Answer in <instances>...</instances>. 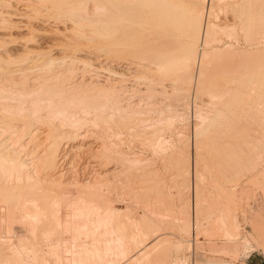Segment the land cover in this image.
Here are the masks:
<instances>
[{
    "label": "rangeland",
    "instance_id": "obj_1",
    "mask_svg": "<svg viewBox=\"0 0 264 264\" xmlns=\"http://www.w3.org/2000/svg\"><path fill=\"white\" fill-rule=\"evenodd\" d=\"M34 1H37V2H34ZM80 1L82 2V0H63V1L62 0H32L31 2L32 3L34 2L33 5H35L36 9L40 8L39 10L43 9L45 11L48 9L47 10L48 12L46 11L47 13H43V16L41 15L42 18L41 17L38 18L39 14L38 15H34L33 14L32 15L33 18L30 20V23L32 25L34 24L33 26H34L35 29L39 26L37 28V31H39V28H41V29H43V28L46 29L47 28V32L50 33L48 30H49V28L51 26L47 24L48 21H46V19H51L50 16H54V17L56 16L55 18H58V19H56V20L52 19V20L55 23L59 22L58 23V24H60L59 27L62 29V31L64 30L66 32L63 31V33H61L59 35L57 34L53 38H56V36H57V39H59V40L67 39L68 42H70V40H72L73 43H77V40L79 41V38H80L81 41H79V42L82 43V41H83V43H85L88 46H92V44L96 45L95 42L101 44L100 42L102 41L103 37L101 38V36H99L97 34H96V36H97L96 37L94 35L93 30H96L97 32H100V33H103V31H104L103 23H104L106 17H104L105 13H103V12L105 11V9L101 8V9H103V12H102V10H100V12H99L96 9H100L101 4H103V3L105 4V2L107 0H105V1L100 0L101 2L99 0H92L93 2L92 1L88 2V0H84L86 2L85 3L82 2L83 3L82 6L87 8V11H86V9H84V11H83L82 8H84V7L80 8L81 7ZM96 1H98V2H96ZM182 1H183L182 4H184V5H187V4L189 5V4L195 2L197 7H198V9L205 10V15H204V18H203L204 26L206 25L205 22L212 23V24H214V26H217V27H214V26L213 27L216 28L214 30H215V33L218 34V36L215 34V37H213L211 40H209L208 43H204V42L202 43V41L204 40V38H203L204 35H202L201 39L202 38L203 39L198 43L197 48H196L197 49L196 50V55L198 56V62L201 59V56L203 55L202 53H204L203 50L204 51L206 50V52H208L209 49L211 48L210 50H212V51H209L210 52V54H209L210 56L212 55V52H215V51L220 53V54L222 53V57H224L222 59L223 60L222 62H225L224 65L226 63H230V64H228V66L233 68V66H231V65L235 64L234 66H238V67L234 68V71H232L231 69H229L230 67H228L226 65V67H224L222 70H224L225 68L227 70L225 69V72L224 71H220L219 72V70H221V69L218 70L217 67H216L218 61H215L214 58L211 59V57L209 56L211 61H209L210 60L209 59L208 62L211 63L212 60H213V61H215V64L212 62V64L210 65L208 62H206L207 59L204 60L203 62H206V65L208 63L209 66L208 65L206 66L205 63L202 66L200 65V62H199V64L197 63L194 66L193 72L194 71L195 72L192 74V76H193L192 78L193 79H192V81L190 83L189 82H184L183 80L178 79L176 84L179 83L177 86L180 87V88L182 87V90H179V91L178 90L177 91L176 90H167V91L164 90V93H163L162 92L163 90L161 91V90L158 89L159 91H161L163 93L162 94V93L159 92L161 95H158L159 94V93H157L158 90H154V92H152L153 90H147L146 87H144L147 84H146V82L143 79H140L142 82L144 81L143 84H142L141 81H139V78H141V76H143L142 73H144V72L147 73L148 72V70L146 69L145 65H144L145 66L144 69H142L141 71L140 70L136 71L137 73L134 70L131 71L128 68H122L123 71L124 70L126 71V72L125 71L123 72L124 73L123 75H122V69L118 68L117 70H118L119 74L121 73L120 75H122L123 77L125 75V79L127 78L126 81L119 74L118 75L116 74L117 76L114 74L116 77L113 76L114 78H112V76H111V80H110L109 79L110 77L108 78V76H107L108 73H104L103 71L100 73V76H98V78L96 77L97 75H95V76L86 75L85 78L87 80L91 79V78H87V77L91 76V77H93V79L95 78L94 81L96 83H100V82L103 83L101 85H104V84L108 85L109 82L107 84H106V82L109 79V81H113L114 80L113 82H117L118 84H116V85L119 86V89H121V86H123L121 90H123V91L125 90V91L123 92L124 94L121 93L122 91H120V94L122 95V96L120 95V97H123L125 94L127 96L125 95V98L124 97L120 98V106H122V110H123L122 113L123 114L129 113L127 115H129V117H130V114H131L132 116L130 117V120H129V118H126L120 124H116L115 126L114 125H112V126L109 125V126H111V128H109L110 133H109V131H107L108 129L106 130V128H108V125H107V127L105 125H103V126L102 125H98L99 127L98 126H92V125L90 126V125H88L89 126V127H87L88 129H86L87 125L84 126L85 128L84 127L83 128L85 129V131L83 133H85L87 135L86 139L85 140L84 139H79L77 141L78 143L77 142H72V146L75 145L76 148H78V149L74 148L76 151L79 150V147H81L80 146V142H81V144L83 143L82 145H84L86 147L83 148L85 150L80 149L79 152L73 151L74 149L72 150V152H70V156L71 157L69 156L68 162L71 161L70 160V158H71V159H73L72 160L73 163L71 161V162H69L70 164L68 163L69 165L68 164L66 165L67 173L69 171L67 179L73 180L74 176H76V174H78V175L80 174L79 176L77 175L76 177L77 178L79 177L81 179L88 178V177L89 178H93V177H97L96 174L98 175L100 172H102L103 167H102V163H101V158L96 155L95 151L100 147L99 145H102V142H103V140L105 138H106V140L110 139L109 135L111 134L110 135L111 136L110 140H112L113 142H115V143H117L119 145L121 151H123V153L125 155V158H126V160H124V163H123L122 160L120 161V162H122L121 164H123V165L125 164L124 166L126 167L125 169L123 168V174H124L125 177L123 175H121V177L123 176L122 180H124V182H125V180H127V176L129 177V179H128V181H126L127 182L126 184L125 183L123 184L121 182L122 183L121 184L122 187H121V185L119 186V184L118 185L117 184L111 185L109 188L108 187H103V188L99 187L100 185L98 186V184L95 185V187L96 186L98 187V188L96 187V189H98L99 192L101 191V192L104 193V194L103 193L102 194L104 195V197H106V199H107V201L109 203L106 200H105L106 202H103L100 199H95L96 198L95 197L92 201L89 200V202H83L80 205L83 208V212L85 213V216L87 215L86 217H84L85 220H87L88 222L90 221L89 223L91 224L89 226V223L86 222V224L88 223V226H89V227H87L88 231L86 229L87 232H89V230H90V232H92V230L94 232V230H95L94 228H96L97 224H98V222H97V219H98L97 217L98 216H96L97 219H94L95 218L94 215H92L94 217H91V216L89 217L88 215L89 214H95V213H98V212H100L102 214L104 209H101V208H103L106 205L105 207H108L109 209H110V207L111 208L114 207L116 210H119L120 212H125L126 211L128 213L129 217L128 216L127 217L129 219L128 218L126 219V217L125 218L123 217L124 219H121V220H123V223H126V224H128L130 226L128 228V231H126V232L122 231L121 232L122 233L121 234L122 235L121 238L117 237L118 239H120L119 242L124 241V243H125V240H127L126 243H125L127 245V242L130 243V241L135 240L134 243H136L137 238H139V237L140 238L138 239V241L139 240L143 241V238L144 237L146 238V236L143 235V233L141 235L140 231L142 230L141 228H145V226L148 227L149 234L153 233L151 235L148 234L149 235V236H147L148 239L145 240V242H142V244L138 243V244L134 245L133 248H131L133 250L130 249L131 251H129V253L127 254L126 259L128 260V262H124V261H126V259H124L122 262H124L126 264L127 263L128 264H138L137 260L138 259L140 260V259H143V258H145V261H146L147 260L146 257L148 255L147 252H149L148 250H150L151 247L157 243V240H158V242L160 240V242L161 241L162 242L165 241V242L162 243V246L164 248H168V250H169V252H168L170 254L169 255V258H170L169 264H264V241H263L264 240L263 239L264 238V165H263L264 164V162H263L264 159L262 160L261 164L254 165V166H252V164H251V160H253L252 158H254L255 150H256L255 149L252 152V148L254 149L256 146H258L257 144H259V146L264 145V138L262 136V134L264 135V132H263L264 129H261L264 126V125H261V123L264 124V117H263V115H264V109H263L264 108L263 107L264 104L261 105L263 108H261V106L259 107V105L261 104L262 101L264 103V94H263L264 93L263 92L264 91V89H263L264 88V85H263L264 83H262V82H264V80H263L264 79V74H263L264 73V70H263L264 66H262L263 67L262 68V67H260L261 65L260 66L256 65V63L260 62L258 60L261 59L260 57H262V56L259 57V55H262V53L258 54V55L256 53H251V52L254 51V49L258 48L259 46H261L260 47L261 49L264 48V42H262V40L264 39V34H263L264 33V31H263L264 30V26L261 27V25L264 24V19H263L264 18V14L262 13V16H261L263 20H260V21H262V22H260V21L257 22L258 20H255L256 17H257V14H255V13H257V4H258L259 0L258 1L257 0L256 1L255 0H253V1L249 0V2H248V0H227V3H226V0H225V2L224 1H220V2H218V4H216L218 0L217 1L215 0V2H214V0H204L205 2H203V0H188V1L187 0L186 1L182 0ZM228 1H230V2H228ZM243 1L245 2V4H243ZM209 2H211V3H209ZM251 2L253 3L252 5H251ZM93 3L95 4V7H94L95 9L93 8V5H94ZM203 3L205 5V7H204V5L202 6ZM219 3L221 5H223L224 7L223 6H219L220 5ZM237 3L240 4L241 6H239V5L237 6ZM261 3H264V0ZM65 4L68 7V11L66 10L67 7H65ZM242 4L244 5V8H243ZM247 4H248V6H247ZM52 5H54V7ZM78 6H80V7H78ZM207 6H210V7L206 9ZM234 6H236V7H234ZM263 6H264V4H262V7ZM77 7H78L79 10L77 9ZM202 7H204V8H202ZM225 7H228V8H225ZM246 7H248L249 9H247ZM18 8L19 9L22 8L21 7V3L18 4ZM53 8H54V10H53ZM224 8L226 9V11H229V12H225ZM240 8L242 10L244 9L242 11V14H240L241 13L240 12L241 11ZM58 9L61 10V11H59ZM65 10L68 12V14H67V12ZM71 10H73V14H72ZM212 10H214V13L216 12L217 15L221 12L219 14L220 17L218 15L217 18H216V14L214 15ZM218 10H219V12H218ZM254 10L256 11L255 13H253ZM262 10H264V8ZM63 11H65L64 12V13H66L65 15L62 13ZM85 11L89 12V13L88 14L84 13ZM207 11L208 12L210 11L213 15L211 14V16H208ZM246 11H248V12L246 13ZM76 12H82V13H84L85 16L82 13H76ZM97 12H99L98 13L99 15H101L102 13L104 15L103 14H102V16L94 15V13L97 14ZM222 12H225V13H222ZM34 13L36 14V12H34ZM60 13H62L63 15L60 14ZM70 14L72 15V19H70L71 18ZM76 14H78V15L74 16ZM246 14H248L247 16L249 18H245V17H247ZM58 15H60V16H58ZM66 15H67V17H68V15H70V17L67 18ZM88 15H89L90 18L92 17L91 20L88 17ZM206 15L209 17V19L207 17L208 20H206ZM226 15H228V16L225 17ZM253 15H255L254 16V20H255L254 24L257 25V23H261L260 24V28H257L258 26L255 27L256 25H253V27H255V28H251L250 27V23H248L250 21L247 20L248 22H246V19H250V17L253 20V18H252ZM63 16H65V17H63ZM82 16H84V17H82ZM73 17L74 18L77 17L76 20L77 19L80 20V18L83 19V20H80V21L77 20L76 21L75 19H73ZM85 17H86V20H85ZM98 17H99V19H98ZM101 17H104V18L101 19ZM237 17H239V19H242V17H243V19H245V20L242 19V21L243 22L245 21L246 22L245 25H247V26L249 24V27L246 28V26H245L244 28H242V26H243L242 23L243 22L241 20L237 19ZM66 19H68V20H66ZM97 19L99 20L100 24H99ZM226 19L228 20V22H227ZM229 19H230V21H229ZM63 20H65V22ZM225 20H226V23H224ZM70 21H72V22H70ZM240 21L242 22L241 23L242 25L241 24L239 25ZM68 22H70V23H68ZM229 22H230V24H228ZM50 23L52 25V22H50ZM62 23H64L63 24L64 27H63ZM41 24H42V26L45 25V27L42 28ZM75 24H76V26H75ZM79 25H80V27H79ZM237 25H238V27H237ZM65 26H67V27H65ZM72 26H74V27H72ZM218 26L220 28H218ZM227 26H228V30H230V32L227 30V32L223 31V33H220V31H221L220 29L223 30V29H225V27L227 29ZM233 26L236 27V30H235L236 33L235 32L233 33V30H234ZM221 27H223V28H221ZM231 27H232V30H231ZM67 28H70L73 31L77 30L76 31L77 33L73 32V31H71L69 29L67 30ZM180 28L181 27L176 28V30L178 31L176 33L177 34V36H176L177 40L174 38L175 41L173 43V47L177 48V49L180 48L182 42L184 41L183 40L184 37L180 36V33H182V32H179L181 29L183 30V27L181 29ZM256 28H257V30L258 29L261 30V28H262L263 30H261V31H263V32H260L258 30V33H257ZM61 29H60V31H61ZM100 29L102 30V32H101ZM129 29H128V31H129ZM131 29L127 33L126 40H128L129 37L131 38V39L129 38L130 40L128 41L129 45H130V42H131V46L136 45V47L133 46V48L135 50L137 49L136 52H137V55L139 56L138 58L139 59H143L142 62L145 63V61H146V63H147L148 62L147 58L149 57L147 54H149V53L146 50L148 48V45H149L150 49L152 48L150 43H152V44L154 43L153 40L157 37L156 31H155V29L148 28L149 30L150 29H152V30L150 31V35H147V34H149V30L148 29H145L143 31H140V29H139V31L141 33L139 32L138 34H137V31H136L137 28H135L136 32L134 31V29L131 32ZM246 29L250 30V34H249V31L246 30ZM5 30H7V31H5ZM5 30H3V31L0 30V35H6V37L9 38V39L5 40V42H4V43H6L5 45H8L7 42L10 41V43H11V40H14V39L17 41L18 45L16 44L15 47H11V45H8L6 48H4V46H5L4 45L3 49L2 50L0 49V53H1L2 61H3V62L0 61V63H5L6 60H4V58L5 59L7 58V61L10 59V63L8 65L11 64L9 67L7 66V68L11 70L7 74V76H10V77H9V79L7 81H6V79L4 80L3 78H0V83H1L0 86L2 84H4L5 82L9 83L8 81L11 79V82L13 83V84H11V88L12 89L17 88L15 86L17 84L16 82H18V81H16V78L18 77L17 74L18 73L20 74V72H21L22 74L21 75L18 74L19 75V77H18L19 79H17V80L20 81V83L24 82L22 80L25 79V82L27 80L29 81L28 89H30L32 87L34 88L35 86L38 88V86H39L38 84H41V83H31L34 80V77H31L32 76L31 72H33V75H36V72L38 74L39 73L43 74V72H45V67H43L41 65L44 68L43 69L42 67H40V65H37L39 67V69L36 66L37 69L34 67L35 69L31 68L32 69V71H31L30 68L29 69L27 68V70H26L25 65L21 66V64H23L22 63V60H23L22 57H24V52L26 54L28 53V50L26 51L25 49L30 48V46H32L31 50L34 49V48L36 49L37 45L36 44H30V43L28 45L25 42V39L23 38V36L26 35L25 34L26 32H22L20 35H22V34L23 35L19 36L20 32H18L17 30L10 29V28L5 29ZM9 30H12V31L9 32ZM83 30H84V32H83ZM98 30H100V31H98ZM218 30H220V31H218ZM245 30H246V33H248V34L245 33ZM252 30H256V31L254 32ZM34 31L37 32L36 30H34ZM154 31H155V33H151V32H154ZM71 32H73V33H71ZM133 32H135L137 36H134L135 34L133 35ZM231 32H232V35L234 34L236 36L235 40L233 38L234 35L232 37L231 34H230V37H228L229 33H231ZM259 32H260V34H259ZM78 33H80V34L78 35ZM144 33H145V35H144ZM261 33H262V35H261ZM13 34H14L15 37H13ZM64 34L66 36H68V37H66ZM128 34L132 35V37L130 35H128ZM153 34H154V36L151 37ZM183 34H184V32H183ZM183 34H181V35H183ZM84 35H86V36H84ZM138 35H140V38H139ZM245 35H248V36H245ZM39 36H38V38L39 39L41 38L40 40L44 39L43 40L44 42L46 40L45 43L44 42L40 43L41 44L40 48L41 49H42V47H43V49L48 48L46 46V44L48 46L51 45L50 42H49L51 38L50 37H46V36H40V37ZM91 36H92V38H91ZM93 36H95V38H93ZM142 36H143V38H142ZM219 36H220V41H222L221 44H220V41L217 39V37L219 38ZM137 37H138V41H137L138 43H136V41H135V40H137ZM179 37H181V38H179ZM182 37H183V39H182ZM245 37H247V40L245 39ZM261 37H263V39ZM62 38H64V39H62ZM151 38H153V40ZM93 39H96V40H93ZM132 39L133 40L135 39L134 42H133ZM146 39H149V41L146 40ZM258 39L261 42L258 43L257 42ZM47 40H49V41H47ZM91 40H92V43H91ZM98 40H100V41L98 42ZM145 40H146V42H145ZM180 40H182V41H180ZM217 40L219 41V43L217 42ZM72 41H71V43H72ZM140 41H141V43H140ZM142 41L145 42L146 46H145L144 42L142 43ZM147 41H148V44H147ZM22 42H24L25 44L22 43ZM175 42H176V44H175ZM132 43H134V44L132 45ZM201 43L204 44L203 45L204 47H202ZM230 43H233V44H235L237 46L234 45L235 46L234 47L233 44H230ZM26 44L29 47L28 46H26L27 48L24 47ZM177 44H179V45H177ZM228 44H229V46H228ZM251 44H253V45H251ZM258 44H259V46L257 47L256 45H258ZM230 45H232V47H234L237 50L240 48L239 50H241V51H242V49H243V51L248 49V51H247L248 53H245V52L244 53H245V56L253 55L252 59H249V57H245V59L247 58L246 61L249 59L248 60V64H250V66H248V64H243L244 63V61H243V63L241 62V69L239 68L240 67V63H238V62L242 61V59L244 58L243 56H241L242 57V59H241V57L239 56L240 54L234 55L235 56L234 58H238L237 56H239V58H240V59L238 58V60H240V61H237V59H235L238 64L237 63H233V62H235V60H233L234 59L233 56L231 57L230 55L235 54L236 51H235L234 48L230 47ZM137 46L138 47L141 46V47L138 48ZM220 46L221 47L223 46L222 49H221ZM224 47L226 48L227 54L225 52H223V51H225ZM227 47L228 48L230 47L235 52L233 53V51L231 49H228ZM205 48H208V49H205ZM4 49H6V50H4ZM22 49L25 50V51H23ZM251 49H252V51H251ZM21 50H22V52H20V54H19L18 51H21ZM63 50H65V49H63ZM141 50L143 51L142 52L143 54H140ZM228 50H229V52L230 51L232 52L229 55H228V53H229ZM1 51H3V52H1ZM7 51H12V52L14 51V53L17 51L18 52L17 53L18 56L16 54L12 53V52L9 53ZM88 51H90V50H88ZM144 51H145L146 55H145ZM263 51H264V49H263ZM177 52H178V50H177ZM2 53L5 54L4 57H3ZM7 53L9 54L10 58H9V56L6 57ZM90 53H92V51H90ZM134 53H135V51H134ZM218 53H217V55H219ZM236 53H238V52H236ZM70 54L71 53H69L68 55H70ZM200 54H201V56H200ZM140 55H143V56H140ZM217 55H215V56H217ZM11 56L13 57L14 63H15V61L16 62H20V63L12 64L13 61L11 62V60H12ZM30 56H33V54H30ZM72 56H77V55L75 53H72ZM227 56H228V58H227ZM18 57L21 60H17ZM212 57H213V55H212ZM229 57H231V59L233 61H231V59L229 60ZM263 58H262L263 63H261V64H264V59ZM144 59H146V60H144ZM224 59H225V61H224ZM231 62H232V64H231ZM65 63H67V62H65ZM65 63H64L65 68L68 67L69 69L68 68H66V69L64 68L62 72L67 73L69 75V78H70V75H71L70 73L71 72H65V70L69 71L71 65L70 66L69 65L66 66L67 64H65ZM56 64L59 66V70L61 68L60 66H63V63L60 65V63L58 64V62H56V63H54L52 65V68H53L52 71L54 70L53 72H55V74L59 73V74H57V76L59 75L58 77H59L60 80L64 79V77H65V81H66L67 80L66 77L68 75L66 74V76H65V74L64 75L61 74L62 72L56 69V66H57ZM78 64L76 65V68L74 67L75 68L74 69L75 70V74L71 75L72 76L71 79L72 78H75V79H72V80L68 79L66 82L61 80L64 85H66V83H67L66 87L68 86L69 83H71V81L74 82V81H77L78 79H79L78 81H80L81 69L78 70L77 67L82 68V66H80V64L78 66ZM253 64H255L257 67L255 65H253ZM12 65H14V66L17 65V66H15V67L13 66V69H12V67H11ZM54 65H56V66H54ZM243 65H244V67H243ZM58 66H57V68H58ZM212 66L214 68L216 67L217 70L215 71V69ZM20 67L22 69L20 70V72L16 73L17 71H19L18 68H20ZM210 67H212V69H214L213 72H215V73L208 72L209 69L212 71V69ZM255 67H256V71L259 70V71H257V73H256L255 70H254L255 72L252 70ZM15 68H17V69L14 70ZM71 68H72V66H71ZM202 68L203 69L205 68L204 72L207 69L208 74L210 73L212 76L210 74L208 75L205 72L202 75L203 77H200V78L201 79L202 78L203 79L206 78V79L205 80H203V79L199 80V73H200V70H202ZM243 68H245V69H243ZM258 68H261V69H258ZM55 69L57 71H59V72L55 71ZM246 69L247 70L251 69L253 71V72L250 71L251 74L254 73L252 75H254L255 77L258 76V77H256L254 79L251 76L250 72H249L250 76L248 78L249 80L248 79L247 80L250 81V83L249 82L248 83L250 84L251 87H253L254 90L251 89V87L248 86V83H246L247 82L246 81V76L248 74ZM28 70L30 71V74H29ZM40 70H44V71H40ZM61 70H62V68H61ZM74 70H73V73H74ZM76 70H77V72H76ZM129 70H130V74L132 76L129 75V73H128ZM228 70H230L231 72H234V74H231V72L228 71ZM236 70H239L238 71L239 74L235 73ZM243 70L244 71L246 70L245 71L246 73ZM260 70H261V73H260ZM79 71H80V73H79ZM226 71H228V73L230 72V74H228ZM262 71H263V73H262ZM131 72L133 74L140 75V76H138L137 80L139 82H141V84L136 79H134V77L136 75H133ZM217 72H219L220 75ZM15 73H16V76H15ZM225 73H227L226 74L227 77L225 76ZM23 74H24V78L22 77ZM60 74H61V77H63V78L60 77ZM105 74H106V76H105ZM26 75L28 77L30 75L31 76L28 78ZM196 75H197V77H196ZM119 76H120V80L122 78L124 79V81H123V79L121 80V82H123L122 84H121L120 81H118L119 80ZM238 76H239V78H238ZM25 77H27L28 79L25 78ZM129 77H130V80H129ZM132 78L135 81L138 82V85L140 84V85H143V86L139 85V87H138L137 82H135ZM135 78H137V77H135ZM236 78H237V80H236ZM250 78H251V80H250ZM257 78H259V81L257 80V82H256L258 84L255 83ZM101 79L102 80L105 79V80L102 82ZM1 80H3V81H1ZM211 80L213 82H211ZM68 81H70V82H68ZM244 81H246V82H244ZM251 82L254 83L253 86H252ZM196 83L200 87H202L203 84H204V86L207 89H210L211 91L214 90L215 94L213 93V91H212V93H210L211 92L210 90H209L210 92L208 91L209 93H207V89L206 88H200V87L196 86ZM241 83H243V85H240ZM134 84H136V85L134 86ZM199 84H201L202 86L199 85ZM125 85L129 89H126L124 87ZM188 85L189 86L192 85V87L190 86L191 89H188L189 88ZM245 85H246V87L248 86L247 90H245L246 89ZM254 85H256L255 86L256 89H255ZM130 86H132V87H130ZM183 86H184L185 89H183ZM133 87L136 90H133ZM136 87H138L139 89L136 88ZM195 87H197V88H195ZM220 87H223V88L226 87L227 89L228 88L229 89L228 90L227 89L223 90V88L221 89ZM237 87H238V89L236 90ZM8 88L10 90H12L10 88V86ZM141 88H142V91H141ZM10 90L6 91V88H5L4 91H6L7 94L4 91H3L4 93L0 91L1 92L0 93L1 94L0 95L1 96L0 97V121L1 122L3 120L5 121V122L3 121L2 124H6V122L7 123L10 122L9 124H12V125L15 124V126H17L19 121L16 124V122L13 123V121H15V120L11 119V118H14L16 120L18 119L17 118L18 115L15 114L16 116H14V117L12 116L14 114V112H16V110L18 108L17 106H20V105H22L25 102H27L25 104H29V102H31L30 100H32V98L35 99L36 97H38L40 95L39 93L42 92L43 90H41V91L40 90H37V91L35 90L38 93V95H37V93L34 92V90L32 89L33 93H36V94L34 96L33 95L30 96L32 98L29 97V94L27 95V97L25 96L29 100V102H28V100L25 97H24L23 101H25V99H26V101L25 102L21 101L22 100L21 95H19L21 98L19 96H18L19 98H15V96L12 97L11 95H12L14 90H12V91H10ZM127 90L131 91V92H128ZM143 90H146V92L143 91ZM8 91L11 92L10 93L11 95H9ZM15 91H16V89H15ZM49 91H45L46 94H48ZM70 91H72V90H70ZM70 91H68V92L71 93V94H68V92L66 94L67 95H72L74 93L73 91L72 92H70ZM126 91H127V93H126ZM140 91L142 93H140ZM147 91H149V93ZM155 91H157V92H155ZM238 91L240 92V94H238L239 93ZM18 92H20V91L17 89V94H19ZM181 92H182V94L183 93L185 94L183 96L184 98L181 97V96L178 97L181 94ZM14 93H13V95H15ZM166 93H168L169 95L166 94ZM202 93H203V95H202ZM249 93H250V96H252V97L254 96V97L253 98L249 97V95H248ZM251 93H253V94H251ZM3 94L7 95V96H4ZM128 94H130V96H128ZM142 94H144V95H142ZM258 94L260 95V97H259ZM30 95H31V93H30ZM41 95H42L43 99L46 97L45 93H44V95L43 94H41ZM136 95L137 96L140 95V96H138V98H136L137 97ZM9 96H11V97H9ZM4 97H5V99H4ZM7 97H8V99H7ZM39 97H41V96H39ZM232 97L234 98L233 100H232ZM235 97H237V99L239 101H241V102L237 101V99L235 100ZM128 98L130 100H128ZM143 98H145V99L143 100ZM1 99H4V100H1ZM17 99H19L20 102H23V103H21L19 105L16 104V103H13V102H17V101H14V100H17ZM121 99L124 100V102ZM140 99H141V101H143L144 104L142 102H140ZM195 99H197V100H195ZM261 99H262V101H261ZM7 100H9V101H7ZM10 100H12V101H10ZM137 100H139L138 103H139V106L141 108H139L138 106L135 107V104H137L136 103ZM147 100H149V101H147ZM3 102H4V105L7 104L8 106L13 107V109L15 107V109L14 110L12 109L13 110L12 111L10 107L6 106V108H8V109L10 108L11 112L13 113L12 114L10 112L12 114V115H10V117L7 115V114H10V113H8L10 110L8 111V109L5 110L4 108H2L4 106ZM9 102H12V103H9ZM20 102L18 101V103H20ZM232 102L233 103L236 102V103L233 104ZM121 103H122V105H121ZM125 103L127 105H125ZM130 103H132L133 105L130 104ZM140 103H141V105H140ZM148 103H149V105H148ZM14 104H16V105H14ZM155 104H156L157 107L155 106ZM235 104H236V106H235ZM12 105H14V106H12ZM146 105H148L150 107H146ZM29 106L31 107V105H29ZM126 106H128L126 108L127 110L125 109ZM26 107L28 108V106H26ZM134 108H136V109H134ZM195 108H197V109H195ZM120 109H121V107H120ZM141 109H144V111H142ZM148 109H149V112L147 111ZM255 110H258V112L263 111V112H261L262 117H261V114H257L258 112L256 111L257 112L256 113ZM135 111H136V113H135ZM252 111L254 113H252ZM4 112H5V114H4ZM142 112H143L144 116L142 115ZM41 113H44V112H41ZM145 113L147 115H145ZM257 115H258V117H261V118H258L260 120L256 119ZM4 117H7V119L4 118ZM2 118H3V120H1ZM35 118L36 117H32L31 118L32 122H33V120ZM10 119H11V121H10ZM140 119H142V120L144 119L143 122H141L142 120L140 121ZM251 119L252 120L256 119V122L255 121L251 122L252 121ZM6 120H8V121H6ZM135 120H137V121H135ZM34 121H36V120H34ZM144 121H146L147 123L144 122ZM32 122L30 121V123H32ZM37 122H39V120H37ZM137 122L139 123V125H137ZM239 122H240V124H239ZM248 122H250L249 123V125H251L250 127L247 126ZM254 122H255V124H254ZM55 123L56 124H60L59 122L58 123L55 122ZM43 124L45 126H43ZM52 124L53 123H50L48 125L47 121H45V122L44 121H42V122L40 121V123H38V126H39L38 127V129H39L38 133L39 134L38 133H37L38 135L36 134V138L37 139L35 138V140L30 142L29 144H27L29 139H25V144H27L28 148H29L27 150V152L30 153L29 155H33V154H37V153H38L37 155H41V152L43 150L42 147L45 146L44 141L45 140L47 141V136H48L47 134H48L49 130H51ZM127 124H129V125H127ZM140 124H141V127H140ZM143 124H144L145 127L144 126L142 127ZM259 124H260V126H259ZM255 125L256 126L258 125L259 128H258V126L256 127ZM60 126H63V125H60ZM60 126L58 125V126H55V127L58 130H60V129L62 130V128L65 127V126H63L61 128ZM104 126H105V128H104ZM147 126L149 128H147ZM66 127H65V129L63 128L64 131H66L67 129H68L67 131H69L70 128H71V127H69V128H66ZM92 127H94V128H92ZM112 127H114L115 129L112 128ZM128 127L131 128V129H129ZM48 128H50V129H48ZM83 128H82V130H84ZM139 128L140 129L142 128L141 131H140ZM145 128H147L148 130L145 129ZM197 128L200 129L199 132H201V133L197 132L198 131ZM257 128L259 129L258 130L259 132L257 131V133H256L255 130ZM103 129L106 130V133L108 132V134L105 135V131H103ZM88 130H90L92 132H90ZM129 130L130 131L132 130V131L130 132ZM135 130H136V132H135ZM142 130H144V132H145V134H143V135H141L142 133H144ZM145 130H147V131H145ZM205 130L208 131V132H205ZM238 130H240V131H238ZM248 130H252V132L251 131L249 132L250 135L245 133V132H248ZM260 130H262V132H260ZM233 131L237 132L238 135H237V133H233ZM203 132L205 133V135L203 134ZM239 132H241L242 136H240ZM253 132L256 133V134H253L254 136L251 134ZM40 133H42V134H40ZM92 133H93V135H92ZM148 133H150L149 135H151V136H149ZM212 133H213V135H210ZM113 134H114V136H117V137H115V138L112 137ZM207 134H208V136H207ZM104 136H105V138H103ZM259 136H260V138H259ZM107 137H109V138L107 139ZM157 137H158V139H160L159 137H161L160 141H158ZM233 137L236 138V139H234ZM42 138H43L44 141L42 140ZM101 138H103V139H101ZM148 138H149V141H148ZM256 139L258 141H256ZM115 140H117V142ZM161 140H163L165 143L163 141L161 142ZM244 140H246V142ZM46 141H45V143H46ZM155 141H156V143H155ZM10 143H12V142H10ZM15 143H17V142H15ZM161 143L162 144L164 143L166 146L165 145H164L165 147L162 146ZM247 143H250V144L247 145ZM33 144H34V146H33ZM160 145H161V147H159ZM14 146L12 145V147H14ZM16 146L18 147V145H16ZM9 147H11V145ZM36 148L38 149L37 151H36ZM81 151H83V152H81ZM161 151H162V153H161ZM71 154H73V155H71ZM78 154H79V156H77ZM80 154H81V156H80ZM75 156H77V158ZM74 157H75V159H74ZM76 159H78V161H80V162H78ZM74 160H76V162ZM85 163H87V164H85ZM88 164H89V166H88ZM73 165H74L75 168H73ZM77 165H78V168L76 167ZM32 166H33L32 164H31V166H29V172H31V173H33L32 170L34 169V166H33L32 169L30 168ZM67 166L68 167L71 166V167L68 168ZM84 169L85 170L87 169V170L84 172ZM90 169H91V171H95V172H91ZM78 170H79V172H78ZM72 171H74V172L77 171L78 173H76V174H73L74 172L70 173ZM81 172L82 173L84 172L85 174L84 173L82 174ZM81 174L84 175V176L82 177ZM126 174H128V175L126 176ZM85 175H87V176H85ZM70 176H71V179H70ZM7 185L9 186V184H7ZM7 185H4V186L2 185L1 187H3V189L0 187L2 189V190L1 189L0 190L3 191V192H4V190H7L8 189ZM116 186L117 187L119 186L120 188H116ZM4 187L7 188V189H5ZM12 187L13 188H11V186H10L11 189L10 190L8 189V191H11V192L12 191H17V190L21 191L20 189H22V188H20V187H22L21 185H13ZM71 187L69 186L68 187L69 190H67L68 189L67 188L64 191L65 192H69L71 190L72 193H76V192H78L77 188L79 189V187H81V186H79V187L75 186L74 188H73V186H71ZM92 187L93 186H90V187L86 186V189H89V190L85 189L86 191L83 189V188H85L83 186L80 189H82V191H85L86 193H87V191L90 192L91 190L97 191L96 189H93L94 187L93 188ZM15 188H16V190H15ZM74 189L76 190V192H75ZM94 191H92V193H94ZM115 192H117V193H115ZM103 195H101V196H103ZM114 198H116V199H114ZM75 203H77V204L68 206L69 208L67 206H64V207H67V209L63 208L62 211L65 213L66 216L63 214V212H62L63 215H61V216H59V215L55 216L54 214H52L50 216L48 214L49 216H46V215H45V217H43L44 215L41 216L43 219L40 218V216H38L40 218V219H38V221L42 220V222H44V220L45 221L48 220V223L51 221V224L53 226L55 224H57V223H59V224L62 223L63 224V222H64V224H66L65 222L69 223V221L70 222L73 221V223L74 222H78V220L80 218H77L78 220L76 218L74 219V218H72V214H71V213H73L72 210H74L75 208H78V203L79 202H75ZM46 205H48V204H46ZM80 205H79V209H80ZM230 205L232 207V210H234V212H232V216H230V212H228L229 211L228 209H230ZM100 206H102V207H100ZM43 208H44V210L46 212V210L50 211L51 207L49 208V207H44L43 206ZM65 209H66V212L64 211ZM30 210L31 211H36V209H34V208H30ZM69 210H70V212H69ZM101 210H103V211H101ZM197 210H200V212H199L198 216H197V214H195L196 215L195 216L194 213H196ZM160 212L163 215L162 214L160 215ZM157 214H159L160 216L157 215ZM1 215H2V209L0 208V217H1ZM88 219H90V220H88ZM91 220H93V221H91ZM95 220H96V222H95ZM124 220L127 221V222H125ZM128 220L130 221V223L132 225L128 223L129 222ZM139 220L143 221L144 223H142ZM29 221H31V219H28V223H29ZM38 221H36V222L38 223ZM59 221H62V222H59ZM155 221H156V223H155ZM79 222H80V220H79ZM94 222H95V225H93ZM44 223H46V222H44ZM30 224H32V223L30 222ZM30 224H28V225H30ZM38 224H40V221H39ZM15 225H17V224H15ZM128 225H127V227H128ZM23 226L24 225H22V229L23 230H21V228H19L17 230L18 231L20 230L19 232L22 231L23 233H25L27 228H25L26 225H25L24 228H23ZM91 226H92L93 229L91 228ZM132 226H134V227H132ZM130 227L132 229H130ZM138 228L140 229V231H138L139 230ZM17 230H16V232H18ZM145 230H146V228H145ZM148 231L146 230L144 234H146V232H148ZM94 234L95 233H91V235L88 236V238L90 237V239L93 240V239H97V237H100L101 235H102L101 237H105L104 234H101L100 232H97V235H96L97 237L96 236L94 237ZM98 234L100 236H98ZM207 234L210 235V236H208ZM92 236H93V238H92ZM63 237L64 238L65 237L69 238V235L67 233H65V236H63ZM115 238H113V239L116 240V242H118L117 239H115ZM102 239H104V238H101V240ZM254 240H256L258 243L256 241H254ZM139 242H141V241H139ZM259 242H260L261 245H259ZM129 243H128V245H129ZM164 243H165L166 247L164 246ZM115 249H116V247H115ZM102 251H100L101 255H102V253L103 254L105 253V252H102ZM115 251H118V250L116 249ZM146 253H147V255H144ZM71 256H73V254H71ZM71 256H69L68 258H70ZM122 262L121 263H117V264H123ZM104 264H105V262H104Z\"/></svg>",
    "mask_w": 264,
    "mask_h": 264
},
{
    "label": "bare ground",
    "instance_id": "obj_2",
    "mask_svg": "<svg viewBox=\"0 0 264 264\" xmlns=\"http://www.w3.org/2000/svg\"><path fill=\"white\" fill-rule=\"evenodd\" d=\"M17 1L18 2L20 1L19 3H21V7H22L21 9L18 8V4L19 3ZM31 1L32 0H23V1L22 0H0V30L3 31V30L8 29V28L14 29V30H17L18 32H20L19 33V36H22L23 35V34L20 35L22 32H26L25 33L26 35L23 36V38L25 39V42L28 45H29V43L30 44H36L37 45L36 49L34 48L32 50H31V47L32 46H30V48H27L26 47V46H28L27 44L24 46V47L27 48V49H25V48L24 49L26 51L28 50V53L26 54L24 52V57H22L23 58V60H22V63L23 64H21V66H24L25 65L26 70H27V68L28 69L29 68L30 69L31 68H33V69L36 68L37 69V67H38L37 65H40V67H42V66L45 67V72H43V74L42 73H39L38 74L35 71L36 72V75H33V72H31L32 73L31 74L32 76L31 75L30 76L31 77H34V80H33V82H31L32 80L30 82L31 83H41V84H38L39 85L38 88L35 86L34 87L35 89L33 87L30 88V89H28L29 81L27 79L30 76L28 77L26 75L28 78L25 77V78H27L26 80L28 82L27 81L25 82V79L22 80L24 78V74L22 76L23 78L21 79L24 82L20 83V81L17 80V79H19L18 78L19 75L22 74L20 72V70L22 69L21 67L18 68L19 71L16 72V73L20 72V74L18 73L19 75L17 74L18 77L16 78V81H18L19 83L15 81L17 84L16 85L14 84L17 88H14V87H13L14 89L11 88V84H13L11 82V79L8 81L9 83H6V82L4 83L3 82L4 84H2L0 86L1 87L0 88V91L1 92H3L5 90V88H6V91L7 90H10L8 88L10 86V88L12 90H14L13 93L15 92L14 93L15 95H13V93H12V95L10 94L11 93L10 91H12V90L8 91L9 92V95H11L12 97L15 96V98H19L20 97L19 95H21V97H22V100L21 101H23L24 100V97L25 96L27 97L28 94H29V97L32 96V95L34 96L37 93L36 92L37 90H40V91L43 90L42 92L39 91L40 92L39 93L40 94L39 96H41V97H39V96H38L39 98L38 97H36V98L34 97L35 99H33L32 97H30V98H32V100H30L31 102H29V100L25 97L28 100L29 104H25V103H27V102H25L26 99H25V101H23L25 103L20 102L19 99L14 100V101H17V102H13V103H16L18 105L21 104V103L24 104V105L22 104L20 106H17L18 108L16 107L17 110H16V112H14V114L11 112V110L13 109V107L8 106L7 104L4 105V102L5 101L3 102V105L4 106L2 108H4L5 110H7L8 108H6V106L10 107L11 110L9 108L8 111L9 110L10 111L8 113L11 112L13 115L11 113L10 114H7L6 113V114L9 117H10V115H12L13 117L16 116V115H18V117H17L18 119L17 120L14 119V118H11V119L12 120H15V121H13V123L16 122V124H17L18 121H19V123L17 124V126H15V124L14 125L9 124L10 122L9 123L6 122V124H2V122L4 121L3 118L1 119L3 121L2 122L0 121V123H1L0 124V187L2 185L4 186V185L9 184V186L8 185L7 186H8V189L10 190L11 188H13L12 187L13 185H21L22 187H20V188H22V189L19 188L21 191H18L17 190V191H12L11 192V191H8V189L4 187L7 190H4V192H3V191H1L3 189V187H1L2 189L0 188L1 189L0 190V208L2 209V215L0 217V264H104V262H105V264H117V263H121L124 259H126L127 254L129 253V251L133 250L131 248H133L134 245H136L138 243L139 244L140 243L142 244V242H145V240L148 239L147 236H149V235H151L153 233L150 232L151 234H149L148 227L144 225L145 228H146V230L148 231V232H146V234H144L145 231H146L145 228H141L142 229L141 230L142 232L140 231L139 228H138L139 230L137 229L138 231H140L141 235L143 233V235L146 236V238L143 236L145 238V239L143 238V241L142 240H139V241H141V242H139L138 241V239L140 238L139 237V238H137L136 243H134L135 240L130 241V243L132 242L133 244L132 243L130 244L129 242H127V245H126L125 243H126L127 240H125V239H124L125 240V243H124V241L119 242L120 239H118L117 237L121 238L122 237V235H121L122 233L121 232L122 231L123 232L128 231V228L130 226V225L126 224V223H123V220H121V219H124L125 217L127 219L129 217L128 216V213L126 211L125 212H120L119 210H116L114 207H112V208L110 207V209H109L108 207H105L106 205L103 208H101V209H104V211L101 210V211H103L102 214L100 212H98V213H95V214H89L88 215L89 217L90 216L91 217H94L95 216L94 219H97V218L99 219V220L97 219V222H98L99 225L96 223L97 224V227L95 226L96 228H94L95 229L94 232H93V230H92V232H90V230H89V232H90L89 233V232H87L88 231L87 227H89L91 224L89 223L90 221L88 222L87 220H85L84 217H86L87 215L85 216V213L83 212V208L81 207L80 204L83 203V202H89V200L92 201L95 197H96L95 199H100L103 202H106L107 201L106 197H104V195H103L104 193L101 192V191H100L101 192L100 193L98 191V189H96L97 186L95 187V185H97V184H98V186L100 185L99 187H102V188L103 187H108L109 188L111 185H114V184H117V185L119 184V186H120L122 183L123 184L124 183L125 184L127 183L126 181H128V179H129V177L127 176L128 174H126L127 180H125V182H124V180H122V177L124 176V174H123V168L125 169L126 167L124 166L125 164L123 165V164H121L122 162H120L122 160L123 163H124V160H126L125 155H124L123 151H121L119 145L117 143L113 142L112 140H110L111 139V136H110L111 134L109 135L110 139H108L109 137H107L108 140H106V138L104 136L103 138H105V139L103 140L102 145H99L100 147L95 151L96 155L101 158V163H102V167H103L102 172L99 171L100 173L98 172L99 174L98 175L96 174L97 177H93V178H89L88 177V178L81 179L79 177L78 178L76 177L78 175L76 173H78L79 170H78V172L77 171L76 172L72 171L70 173H73L74 172L73 174H76V176H74V179L73 180H69V179H67L69 171L67 173L66 165L73 160V159L70 158L71 161L68 162V159H69V156H70V152H72V150L74 148H76L75 145L72 146V142H77L79 139H84V140L86 139L87 135L85 133H83L85 131V129H84L85 127L84 126H86V125H87L86 126V129H88L87 128V127H89L88 125H90V126L91 125L92 126H98V125H102L103 126V125H105L106 127L108 125V128H106V130L108 129L107 131H109V128H111L112 125L115 126L116 124H120L126 118H129V120H130V117L132 115L130 114V117H129V115H127L129 113L123 114L122 113L123 112L122 106H120V98H123V97L125 98V95H126L125 94L123 97H120V95H121L120 94V91H122L121 93H123L125 91V90L124 91L121 90L123 86H121V89H119V86L116 85V84H118L117 82H113L114 80L113 81H109V79L111 80V76H112V78H114V77H116L119 74V72L117 70L118 68H121V69L122 68H128L131 71L134 70L136 72V71H139V70L141 71L146 66V69L148 70V72L147 73L146 72L142 73L143 76H141V78H139V81H141L140 79H143L146 82L147 85L144 86V87H146L147 90H153L152 92H154V90H158L159 89L161 91L163 90L162 92L164 93V90L165 91H167V90H176V91L177 90L178 91L179 90H182V87L180 88V87L177 86L179 83L176 84V82L178 81V79L183 80L184 82H189L190 83L192 81V79H193L192 78L193 77L192 74L195 72V71L193 72L194 66L197 63L199 64V62H200V65L201 66L204 63L206 65V62H208V60L210 59V57H211V59L214 58L215 61H218V63L216 62L217 63V66H216L217 69L218 70L221 69V70H219V72L220 71H224L225 72V69L226 68L224 70H222V69L224 67H226V65L228 66V64H230V63H226L224 65L225 62H222L223 61L222 59L224 58V57H222V53L220 54V53H218V52L215 51V52H212L213 57H212V55L210 56L209 55L210 54L209 51H212V50H210L211 48L209 49V51L207 50L208 52H206V50L205 51L203 50L204 53L201 52L203 55L201 56V54H200L201 59L198 62V56L196 55V50H197L196 48H197L198 43L203 38H204V40L202 41V43L203 42L204 43H208L209 40H211L213 37H215V34L216 33H215V30L214 29H216V28H214V27H217V26H214V24L208 23V22H205L206 25L204 26V24H203V18H204V15H205V10L198 9V7H197V5H196L195 2L194 3H191L189 5L188 4L187 5H184V4H182L183 3L182 0H107L105 2V4L104 3L103 4L100 3L101 4L100 9H96L99 12H100V10H102V12H103V9H101V8H104L105 9V11L103 12V13H105V15L102 13L104 15V17H106L105 18V21L103 23V29H104V31H103V33H100V32H97L96 30H93L95 36L97 34V35L101 36V38L103 37L102 38V41L100 42L102 45L95 42L96 45L92 44V46H88L85 43H83V41H82V43L79 42V41H81L80 38H79V41L77 40V43H73L72 40H70V42H68L67 39H65V40H59V39H57V36H56V38H53V37H55V35H57V34L59 35V34L63 33V31H64V30L62 31V29L59 27V25H60V24H58L59 22L58 23H55L53 21V20L58 19V18H55L56 16L55 17L54 16H50L51 19H46V21H48V23L47 22L46 23L51 26V27L49 26L50 28L48 27L49 28L48 31L50 33L47 32V28L46 29L43 28V27H45V25L42 26V24H41V26H42L43 29L39 28V31H37V28L39 26L35 29L34 26H33L34 24L32 25L30 23V20L33 18L32 15L33 14L34 15H38L39 14L38 15V18H39V17H41V15L43 16V13H47L48 12L47 11L48 9L46 10L47 12L45 10H43V9L42 10H39L40 8L39 9H36L35 8V5H33V3L34 2H37V1H34L33 3ZM89 1H92V0H88V2ZM103 1H105V0H103ZM220 1H224L225 2V0H218L216 4H218V2H220ZM82 2L85 3L86 1L82 0ZM82 2L80 1L81 7L80 6H78V7H80V8L84 7V6H82L83 5ZM96 2H98V1H96ZM203 2H205V1L203 0ZM214 2H215V0H214ZM228 2H230V1H228ZM248 2H249V0H248ZM261 2H263V0L262 1L259 0V2L257 4V13H255L256 12L255 10L253 11V13L257 14V17L255 19V20H258L257 22H259L260 20H263L264 19V18L262 19V17H261L262 16V13L264 14V12H263L264 10H262L264 8V6L262 7V4H264V3H261ZM209 3H211V2H209ZM226 3H227V0H226ZM243 4H245L244 1H243ZM252 4L253 3L251 2V5ZM203 5H204V3L202 4V6ZM238 5L241 6L240 4L237 3V6ZM52 6L54 7V5H52ZM219 6H223V5L220 4ZM247 6H248V4H247ZM65 7H67L66 4H65ZM78 7H77V9H78ZM94 7H95V4L93 5V8ZM204 7H205V5H204ZM204 7H202V8H204ZM209 7L210 6H207L206 9L209 8ZM234 7H236V6H234ZM225 8H228V7H225ZM241 8H240V10H241L240 11L241 12L240 14H242V11L244 10V9L242 10ZM243 8H244V5H243ZM246 8L249 9L248 7H246ZM82 9H83V11H84V9H86V11H87V8H85V7L82 8ZM53 10H54V8H53ZM66 10L68 11V7H67ZM59 11H61V10H59ZM65 11L62 12L64 15L66 14V13H64ZM86 11L84 13H87L88 14L89 12H86ZM212 11H213V14L215 15L216 12L214 13V10H212ZM34 12H36V14ZM71 12L73 14V10H71ZM99 12H97V14L94 13V15H99L98 14ZM218 12H219V10H218ZM225 12H229V11H226V9H225ZM225 12H222V13H225ZM247 12L248 11H246V13ZM62 13H60V14H62ZM76 13H82V12H76ZM84 13H82V14L84 15ZM67 14H68V12H67ZM102 14L99 15V16H102ZM207 14H208V16H211L212 13L210 11L209 12L207 11ZM70 15H68V17H70ZM77 15L78 14H76L74 16H77ZM218 15L216 14V18H217ZM247 15L248 14H246V16ZM58 16H60V15H58ZM84 16H82V17H84ZM208 16L206 15V20L209 19ZM227 16L228 15H226L225 17H227ZM254 16L255 15L252 16L253 20L250 17V19H246V22H248L247 20L250 21L248 23H250V27L251 28H255L257 26H258L257 28H260V24L261 23H257L256 22L257 25L254 24L255 23ZM63 17H65V16H63ZM66 17H67V15H66ZM88 17H89V15H88ZM104 17H101V19H103ZM207 17H208V19H207ZM219 17H220V15H219ZM76 18L77 17H75V18L73 17V19H75V20H76ZM245 18H249V17L247 16ZM70 19H72V15H71V18ZM91 19H92V17L90 18V20ZM98 19H99V17H98ZM237 19H239V17H237ZM242 19H243V17H242ZM242 19H239V20L242 21ZM66 20H68V19H66ZM80 20H83V19L80 18ZM80 20H78V21H80ZM85 20H86V17H85ZM226 20H225L224 23H226ZM243 20H245V19H243ZM63 21L65 22V20H63ZM229 21H230V19H229ZM241 21L239 22V25L243 22V21L242 22ZM50 22H52V25H51ZM70 22H72V21H70ZM70 22H68V23H70ZM98 22H99V20H98ZM227 22H228V20H227ZM246 22L244 21L242 23L243 24L242 28H244L245 26H246V28L249 27V24H248V26L245 25ZM260 22H262V21H260ZM63 24L64 23H62V25ZM99 24H100V22H99ZM228 24H230V22ZM253 25H256V26L253 27ZM75 26H76V24H75ZM263 26H264V24L261 25V27H263ZM63 27H64V25H63ZM65 27H67V26H65ZM72 27H74V26H72ZM79 27H80V25H79ZM179 27H181V28L183 27V30L184 29L185 30L183 31L180 28L181 30L179 32H182V33H180V36H183L184 37V39L182 37V39L184 41L182 42V44L179 42L181 44V46H180V48L177 49V48H174L173 47V43H174V41L176 39V36H177L176 33L178 32L176 30V28H179ZM237 27H238V25H237ZM129 28L130 29L132 28L131 29V32H132L133 29L135 31V28H137V30H136L137 31V34L140 31H143V30L148 29V28L155 29V31H156L157 37L154 40H153V38H151L154 43L153 44L150 43V45L152 46L153 49L152 48L150 49L149 48V45H148V48L146 50L149 53V54H147L149 56L148 57L149 59L147 58V61L148 62L146 63V61H145L146 64L144 62H142L143 59H139L138 58L139 56L137 55V52H136L137 49L135 50L133 48V46L136 47V45H133L134 43H132L133 46H131V42H130V45H129L128 41L131 38L128 36L130 39L128 38V40H126L127 33L130 31ZM218 28H220V27L218 26ZM221 28H223V27H221ZM257 28H256V30H257ZM60 29H61L62 32L60 31ZM68 29L71 30L70 28H67V30ZM128 29H129V31H128ZM139 29H140V31H139ZM152 29H150V30L148 29L149 30V34H147V35H150V31ZM249 29H246V30H248L249 31V34H250V30ZM34 30H36L37 32H35ZM100 30H98V31H100ZM220 30H218V31H220V33H223V31L224 32H227L228 26H227V29L225 27V29H223V30L220 29ZM231 30H232V27H231ZM235 30H236V27H234L233 33L234 32L236 33ZM246 30H245V33H246ZM256 30H252V31L255 32ZM258 30L260 32H263L264 31L262 28H261V30H263V31H261L260 29H258ZM258 30H257V33H258ZM5 31H7V30H5ZM10 31H12V30H9V32ZM71 31H73V30H71ZM76 31L74 30L73 32H76ZM155 31L154 32H151V33H155ZM228 31L230 32V30H228ZM64 32H66V31H64ZM73 32H71V33H73ZM83 32H84V30H83ZM101 32H102V30H101ZM135 32H133V35L135 34L134 36H137ZM183 32H184V34H183ZM260 32H259V34H260ZM79 34L80 33H78V35ZM130 34H128V35H130ZM181 34H183V35H181ZM230 34L233 37L234 34L232 35V32L229 33L228 37H230ZM246 34H248V33H246ZM39 35L40 36H46V37H50L51 38V39L49 38L50 41L47 40L51 44L50 46H48L46 44V46L48 48H45V47H44L45 49H43V47H42V49L40 48V46H41L40 43L41 42H44L43 41L44 39L42 38L43 40H40L41 38L40 39L38 38ZM140 35H138L139 38H140ZM144 35H145V33H144ZM202 35H204V36L201 39ZM216 35L218 36V34H216ZM261 35H262V33H261ZM84 36H86V35H84ZM95 36H93V38H95ZM130 36L132 37V35H130ZM153 36H154V34L151 37H153ZM245 36H248V35H245ZM13 37H15L14 34H13ZM66 37H68V36H66ZM235 37L236 36L234 35V37H233L234 40H235ZM91 38H92V36H91ZM142 38H143V36H142ZM179 38H181V37H179ZM261 38L263 39V37H261ZM6 39H9V38L6 37V35H0V49L1 50L3 49V46L6 44V43H4ZM62 39H64V38H62ZM217 39L220 41V36H219V38L217 37ZM245 39L247 40V37H245ZM93 40H96V39H93ZM100 40H98V42ZM134 40H133V42H134ZM146 40L149 41V39H146ZM146 40H145V42H146ZM218 40H217V42L219 43ZM263 40H262V42H264ZM71 41H72V43H71ZM135 41H136V43H138L137 42L138 41V37H137V40H135ZM148 41H147V44H148ZM180 41H182V40H180ZM45 42H46V40H45ZM143 42L144 41H142V43ZM145 42H144V44H145ZM176 42H175V44H176ZM257 42L259 43L261 41L258 39ZM9 43H10V41H8L7 44L8 45H11V47H15L16 44H17V41L14 39V40H11V43L10 44ZM22 43H24V42H22ZM91 43H92V40H91ZM140 43H141V41H140ZM221 43H222V41H220V44ZM230 44H233V43H230ZM8 45H5L4 48H6ZM177 45H179V44H177ZM203 45L204 44H202V47H204ZM234 45L235 44H233V46ZM251 45H253V44H251ZM141 46H139V47H141ZM145 46H146V44H145ZM228 46H229V44H228ZM235 46H237V45H235ZM256 46L258 47L259 44L256 45ZM222 47H221V49H222ZM230 47H232V45H230ZM230 47L229 48L227 47V48L228 49H231ZM234 47H232V48H234ZM260 47L261 46H259L258 48L254 49V51L251 52V53H256L257 55L262 53V55H259V57L262 56V57H260L261 59L258 60L260 62L256 63L257 66L258 65L259 66L261 65L260 67H262V66H264V64H261V63H263L262 58L264 57V51H263L264 48L261 49ZM63 49H65V50H63ZM176 49L178 50V52H177ZM205 49H208V48H205ZM239 49L238 50L235 49V51L238 52V53H236L233 49H231L233 51V53L235 52V54L230 55V56L231 57L233 56V58H234L235 57L234 55L240 54L239 55L240 57L241 56L244 57L243 59L241 57L242 61L238 60L239 56H237L238 58H234L233 59V60L237 59V61H240L238 63H240V67L239 68L241 69V62L243 63V61H244L243 64H248V60L249 59H252L253 58V55H250V56L247 55V56H245V53H248L247 52L248 49L247 50H244V51H243V49H242V51L239 50ZM4 50H6V49H4ZM22 50L21 51H18L19 54H20V52H22ZM25 50H23V51H25ZM88 50L92 51V53H90V51H88ZM224 50L225 51H223V50L222 51L227 54L226 48ZM3 51H1V52H3ZM134 51H135L136 54L134 53ZM251 51H252V49H251ZM7 52L10 53L12 51H7ZM18 52L16 51L14 53V51H13L12 53H14V54H16L18 56V54H17ZM142 52L143 51L141 50V53L140 52L139 53L140 54H143ZM228 52H229V50H228ZM69 53H71V54L68 55ZM72 53H75L77 56H72ZM144 53H145V51H144ZM217 53L219 55H217ZM231 53L232 52L230 51L228 53V55L231 54ZM2 54H3V57H4L5 54L4 53H2ZM30 54H33V56H30ZM145 55H146V53H145ZM215 55H217V56H215ZM7 56H9L8 53L6 54V57ZM140 56H143V55H140ZM231 57H229V60L231 59ZM245 57H249V59L246 61L247 58L245 59ZM9 58H10V56H9ZM227 58H228V56H227ZM11 59H12L11 60V62H12L13 61V57ZM206 59H207V61L206 62H203ZM211 59L209 61H211ZM4 60H6V62H5L6 64L5 63H0V78H3L4 80L6 79V81H7L9 79V77H10V76H7V74L11 71L10 69L7 68V66L9 67L11 64L8 65L10 63V59L7 61V58L6 59L4 58ZM17 60H21V59L18 57ZM144 60H146V59H144ZM233 60L231 59V61H233ZM0 61L3 62L2 61L1 53H0ZM215 61L212 60V62L214 64H215ZM224 61H225V59H224ZM237 61L235 60V62H233V63H237ZM56 62H58V64L60 63V65L63 63V66H60L62 68V70H61V68L59 70V66L57 64L56 65L58 66V68H57L56 65H54V66H56V69L59 70V71H61V72L65 68V65H64L65 62H67V63H65V64H67L66 66H68V65L70 66L71 65L72 68L70 66V70L69 71L68 70L67 71L65 70V72H71L70 73L71 75L75 74V70L74 69L76 68V65L79 63L80 66H82V68L77 67L78 70L81 69V73L79 71V73L81 75L80 76V81H78L79 79L77 81H74L73 80L74 82L71 81V83H69L68 86L66 87L67 83H66V85H64L61 80H63L64 82H66L68 79L70 80L72 76L70 75V78H69V75L67 73L62 72L61 74H63V75L65 74V76L67 74L68 76L66 77V79H67L66 81H65V77H64V79H61L60 80L59 77H58L59 75L57 76V74H59V73L55 74V72H53L54 70L52 71V69H53L52 68V65L54 63H56ZM212 62L211 63L208 62V63L211 65ZM18 63H20V62H16L15 61V63H14V61H13L12 64H18ZM208 63H207V65L209 66ZM79 64H78V66H79ZM231 64H232V62H231ZM234 65L233 64L231 65V66H233V68L230 67V66H228V67H230L229 69H231L232 71H234V68H237L238 67V66H234ZM253 65H255V64H253ZM13 66L14 65L11 66L12 69H13ZM15 66H17V65H15ZM248 66H250V64H248ZM212 67H210V68L212 69ZM216 67L215 68L213 67L215 69V71L217 70ZM243 67H244V65H243ZM256 67L254 69H252V68L251 69L253 71L254 70L256 71ZM66 68H68V67H66ZM16 69L17 68H15L14 70H16ZM38 69H39V67H38ZM56 69H55V71H57ZM204 69L202 68V70H200L199 80L201 79L200 77H203L202 75L205 72L208 74V72L212 73L214 71V69H212V71L209 69V71L207 72V69H206V71L204 72ZM243 69H245V68H243ZM251 69L250 70H247L246 69L247 72H248V74L246 76V81L247 82L244 81L246 83H248V82L250 83V81H248L249 80L248 78H249V76L251 74V72H250V71H252ZM258 69H261V68H258ZM73 70H74V73H73ZM130 70L128 71L129 75H131L130 74ZM31 71H32V69H31ZM40 71H44V70H40ZM59 71H57V72H59ZM102 71L104 73H108L107 76H108V78L110 77L107 80V82H106V84L109 82L108 85H105V84L104 85H101V84H103L101 82L100 83H96L94 81L95 78L93 79V77H91V76L97 75L96 77L98 78V76H100V73ZM124 71L122 69V75L124 74L123 73ZM228 71H230V70H228ZM228 71H226V72L228 73ZM238 71L239 70H236L235 73L239 74ZM257 71H259V70H257ZM257 71H256V73H257ZM76 72H77V70H76ZM219 72H217V73L220 75ZM230 72L228 74H230ZM249 72H250V74H249ZM16 73H15V76H16ZM213 73H215V72H213ZM227 73H225V76H226ZM260 73H261V70H260ZM262 73H263V71H262ZM29 74H30V71H29ZM61 74H60V77H61ZM114 74L115 75L117 74V75L115 76ZM231 74H234V72H231ZM252 74H254V73H252ZM252 74H251V76L254 79L256 77H258V76L255 77ZM86 75H91L90 77H87V78H91V79L87 80L85 78ZM122 75H120V76H122ZM133 75H136L135 77H137V78H135L133 76L134 79H136V80L138 79V76H140V75H137V74H133ZM105 76H106V74H105ZM120 76H119V80L118 81L121 82V80L123 78L125 79V75H124V77L122 76L123 78L121 77L122 78L121 80H120ZM196 77H197V75H196ZM61 78H63V77H61ZM238 78H239V76H238ZM251 78H250V80H251ZM72 79H75V78H72ZM124 79H123V81H124ZM126 79H125V81H126ZM205 79L206 78H204L203 80H205ZM104 80H102V82ZM129 80H130V77H129ZM236 80H237V78H236ZM257 80L259 81V78H257L256 81L254 80L255 83L257 82ZM1 81H3V80H1ZM137 81H135V82H137ZM68 82H70V81H68ZM138 82H137V85H138ZM141 82H139V83L141 84ZM143 82H142V84H143ZM211 82H213V81L211 80ZM253 82H251L252 83V86L254 84ZM122 83L123 82H121V84ZM249 83H248V86L251 87ZM262 83H264V82H262ZM256 84H258V83H256ZM126 85L124 87L126 89H129V88L126 87ZM135 85L136 84H134V86ZM139 85H138V87H139ZM199 85H201V84H199ZM240 85H243V83H241ZM246 85H245V87H246ZM132 86H130V87H132ZM140 86H143V85H140ZM190 86L192 87V85H190ZM190 86L188 85V87H189L188 89H191ZM196 86H198L197 83H196ZM203 86H204V84H203ZM203 86L202 87L198 86V87H200V88H206L205 86L204 87ZM255 86L256 85H254V87ZM138 87H136V88H138ZM247 87H246V89L245 88L244 89L247 90L248 89ZM195 88H197V87H195ZM220 88L222 89L223 87H220ZM15 89H16V91H15ZM17 89L20 91V92H18L19 94H17ZM32 89L36 93H33ZM183 89H185L184 86H183ZM226 89H227L226 87L223 88V90H226ZM237 89H238V87L236 88V90ZM251 89H253V87H251ZM255 89H256V87H255ZM44 90L45 91H49L50 90V91L48 92V94H46V92ZM70 90H72L74 93L72 95H67L66 93L68 91H70ZM133 90H136V89L133 87ZM159 90H158V92L157 91H155V92L162 93ZM209 90L210 89H207V93H209L211 91V90L210 91ZM6 91H4V92L6 93ZM72 91H70V92H72ZM127 91H126V93H127ZM141 91H142V88H141ZM141 91H140V93H142ZM143 91L146 92V90H143ZM212 91L214 93V90H212ZM212 91L210 93H212ZM128 92H131V91H128ZM147 92L149 93V91H147ZM30 93H31V95H30ZM44 93H45L46 97L44 96L45 98L43 99L41 94L44 95ZM160 93L158 95H161ZM68 94H71V93L68 92ZM166 94H168V93H166ZM181 94H182V92H181ZM181 94L179 96L178 95L177 96L178 97H180V96L183 97L185 95L184 93L182 95ZM238 94H240V92ZM251 94H253V93H251ZM37 95H38V93H37ZM142 95H144V94H142ZM202 95H203V93H202ZM248 95H249V97H252V96H250V93ZM4 96H7V95H4ZM11 96H9V97H11ZM128 96H130V94H128ZM138 96H140V95H138ZM138 96L136 98H138ZM233 97H232V100L234 99ZM259 97H260V95H259ZM4 99H5V97H4ZM4 99H1V100H4ZM7 99H8V97H7ZM141 99H140V102L143 103V101H141ZM144 99L145 98H143V100ZM236 99H237V97H235V100ZM12 100H10V101H12ZM128 100H130V99L128 98ZM195 100H197V99H195ZM7 101H9V100H7ZM18 101L20 103H18ZM122 101L124 102V100H122ZM147 101H149V100H147ZM237 101H239V100L237 99ZM261 101H262V99H261ZM138 102H139V100H137V102H136L137 104H135V107L138 106L139 108H141L139 106V103ZM239 102H241V101H239ZM9 103H12V102H9ZM132 103H130V104H132ZM234 103H236V102H234ZM16 104H14V105H16ZM262 104H264L263 101L261 102V104L259 105V107ZM14 105H12V106H14ZM25 105L28 106V108ZM29 105H31V107ZM121 105H122V103H121ZM125 105H127V104L125 103ZM140 105H141V103H140ZM148 105H149V103H148ZM148 105H146V107H150ZM155 106H156V104H155ZM235 106H236V104H235ZM120 107H121V109H120ZM127 107L128 106H126L125 109ZM263 107L261 106V108H263ZM14 109H15V107H14ZM134 109H136V108H134ZM195 109H197V108H195ZM141 110L144 111V109H141ZM136 111H135V113H136ZM147 111L149 112V109ZM256 111L258 112V110H255V112ZM5 112H4V114H5ZM41 112H44V113H41ZM261 112H263V111H261ZM261 112H258L257 114H261ZM252 113H254V112L252 111ZM142 115H143V112H142ZM145 115H147V114L145 113ZM32 117H36L34 119L36 121L33 120V122H32V119H31ZM261 117H262V114H261ZM261 117H258V115H257V118L256 119L261 118ZM263 117H264V115H263ZM4 118L7 119V117H4ZM11 119H10V121H11ZM256 119L255 120H252L251 119L252 121L251 120L250 121L251 122H253V121L256 122ZM37 120H39V122H37ZM141 120L142 119H140V121ZM143 120L141 122H143ZM258 120H260V119H258ZM6 121H8V120H6ZM30 121L32 123H30ZM40 121L41 122L42 121H44V122L47 121L48 122V125L50 123H53V124H52L51 130H49V132L47 134L48 135L47 136V141L45 140L46 143H45V141L42 138V140L44 141L45 146L42 147L43 150L41 152V155H37L38 153L37 154H33L32 153L33 151L31 152L33 155H29L30 153L27 152V150L29 149L27 144H29L30 142H32V141L35 140L36 134L39 131V129H38V127H39L38 126V123H40ZM135 121H137V120H135ZM55 122H57V123L59 122L60 124H56ZM144 122H146V121H144ZM255 122H254V124H255ZM249 123L250 122H248V125L247 126L250 127L251 125H249ZM239 124H240V122H239ZM58 125L59 126L60 125H63L65 127L67 126L66 128H69V127H71V128H70L69 131H67L68 129L66 131H64L63 128L65 129V127L60 126L61 128L62 127L63 128H62V130L60 128H59L60 130H58L55 127V126H58ZM109 125H111V126H109ZM127 125H129V124H127ZM137 125H139L138 122H137ZM261 125H264V124L261 123ZM43 126H45V125L43 124ZM105 126H104V128H105ZM143 126H144V124L142 125V127ZM259 126H260V124H259ZM259 126H258V128H259ZM140 127H141V124H140ZM263 127L261 129H264ZM82 128L84 130H82ZM92 128H94V127H92ZM112 128H114V127H112ZM131 128H129V129H131ZM147 128H149V127L147 126ZM147 128H145V129H147ZM258 128L255 130L256 133L259 130ZM48 129H50V128H48ZM141 129H140V131H141ZM197 129H198V131L196 129L195 130L198 133H201V132H199L200 129L199 128H197ZM106 130L103 129V131H105V135L108 134V132L106 133ZM147 130H145V131H147ZM88 131H90V130H88ZM142 131L144 132V130H142ZM238 131H240V130H238ZM250 131L252 132V130H248V132H245V131L244 132L246 134L250 135L249 134ZM90 132H92V131H90ZM135 132H136V130H135ZM205 132H208V131L205 130ZM254 132L251 133V134L252 135L253 134H256ZM260 132H262V130H260ZM109 133H110V131H109ZM233 133H237V132H234L233 131ZM239 133H240V136H242L241 135V132H239ZM40 134H42V133H40ZM143 134H145V132L142 133L141 135H143ZM149 134L150 133H148V135ZM203 134L205 135L204 132H203ZM92 135H93V133H92ZM210 135H213V133L210 134ZM237 135H238V133H237ZM149 136H151V135H149ZM207 136H208V134H207ZM262 136L264 138V135L263 134H262ZM112 137L115 138L117 136H114V134H113ZM161 137H159V138L161 139ZM103 138H101V139H103ZM259 138H260V136H259ZM25 139H29V141L27 142V144H25ZM157 139H158V137H157ZM160 139H158V141H160ZM234 139H236V138H234ZM115 141L117 142V140H115ZM148 141H149V138H148ZM162 141L163 140H161V142ZM244 141L246 142V140H244ZM256 141H258V140L256 139ZM10 142H12V143H10ZM15 142H17V143H15ZM155 143H156V141H155ZM164 143L163 144L161 143L162 146L165 145ZM82 144L80 142V146L81 147L78 146L79 147V150L76 151L74 149L73 151L79 152L80 149H83V148L86 147V146H84ZM248 144H250V143H247V145ZM10 145H11V147H9ZM12 145L13 146L15 145V146L12 147ZM16 145H18V147ZM257 145L258 146L255 145L256 147L254 149L252 148V152H253V150L256 149L255 150L254 158H252L253 160H251L252 166L261 164L262 163V160L264 159V145H262V146H259V144H257ZM33 146H34V144H33ZM159 147H161V145ZM76 149H78V148H76ZM37 150L38 149L36 148V151ZM83 150H85V149H83ZM81 152H83V151H81ZM161 153H162V151H161ZM71 155H73V154H71ZM77 156H79V154ZM77 156H75V157L77 158ZM80 156H81V154H80ZM75 157H74V159H75ZM78 159H76V160L78 161ZM76 160H74V161L76 162ZM78 162H80V161H78ZM72 163H73V161H72ZM31 164L34 166V169L32 170L33 173L29 172V166H31ZM85 164H87V163H85ZM33 166L30 167V168L32 169ZM88 166H89V164H88ZM70 167L71 166H69L68 168H70ZM76 167L78 168V165ZM73 168H75L74 165H73ZM86 170L84 169V172ZM90 171H91V169H90ZM91 172H95V171H91ZM87 175H85V176H87ZM121 175H123V176L121 177ZM83 176L84 175H82V177ZM70 179H71V176H70ZM10 186H11V188H10ZM69 186L70 187L73 186V188L75 186L76 187H79V186L82 187L83 186V187H85V188H83L84 190L86 189V186L87 187L93 186L94 188L93 187L92 188L93 189H96L97 191L91 190L90 192L87 191V193H86L85 191L86 190H89V189H86L85 191H82V189H80L81 187H79V189L81 191L77 188L78 192H76V190H75L76 188H75L74 190H75L76 193H72L71 190L69 192H65L64 190H66ZM119 186L118 187L116 186V188H120ZM121 187H122V185H121ZM15 190H16V188H15ZM67 190H69V188ZM92 191H94V193H92ZM115 193H117V192H115ZM101 195H103V196H101ZM114 199H116V198H114ZM75 202H79L78 203V208H75L74 210L71 209L73 211V213H71V214H72V218H74V219L75 218L76 219L77 218H80L79 219L80 222L77 219L78 222H74L73 223V221H71V222L69 221V223L65 222L67 225L64 224V222H63V224L62 223H60V224L57 223V224H55L53 226L51 224V221L48 223V220H46V221L44 220V222H46V223H44V222H42V220H39L40 221V224H38L39 223L38 219L42 218L41 216H43V215H44L43 217H45V215L46 216H49V215L51 216L52 214H54L55 216H58V215L61 216L63 214L65 215V213L62 211L63 208H66L67 209L68 206L77 204ZM46 204H48V205H46ZM79 205H80V209H79ZM43 206L44 207H49V208L51 207L50 208V211L46 210V212H45ZM64 206H67V207H64ZM100 207H102V206H100ZM30 208H34V209H36V211H31ZM66 209L64 210L65 212H66ZM228 210L227 211L230 212V216H232V212H234V210H232L231 205H230V209H228ZM62 212H63V214H62ZM69 212H70V210H69ZM199 212H200V210H197V212L194 213V215L197 214V216H198ZM161 214L162 213L160 212V215ZM92 215H94V216H92ZM157 215H159V214H157ZM38 216H40V218ZM96 216H98V217L96 218ZM28 219H31V221H29V223H28ZM88 220H90V219H88ZM93 220H91V221H93ZM36 221H38V223ZM139 221H141V220H139ZM30 222L32 224H30ZM59 222H62V221H59ZM86 222L89 223V226H88V223L86 224ZM95 222H96V220H95ZM95 222H94L93 225H95ZM125 222H127V221H125ZM141 222L144 223L143 221H141ZM27 223L30 224V225H28ZM128 223L131 224L130 221ZM155 223H156V221H155ZM15 224H17V225H15ZM22 225H24L23 228L26 225L25 228H27V229H26V232L25 233H23L22 231L19 232L20 230L19 231L17 230L19 228H21V230H23L22 229ZM127 225H128V227H127ZM132 227H134V226H132ZM91 228H92V226H91ZM86 229H87V231H86ZM130 229H132V228L130 227ZM16 230L18 232H16ZM97 232H100L101 234H104V236L106 238L105 237H101L102 235L100 236L99 234H98V236H100V237H97L96 236L97 235ZM65 233H67L69 235V238H67V237L64 238L63 237V236H65ZM91 233H95L94 234V237L96 236L97 239H93L92 240V239H90V237L88 238V236H90ZM208 236H210V235H208ZM92 238H93V236H92ZM101 238H104V239L101 240ZM113 238L117 239L118 242H116V240H114ZM256 240H254V241H256ZM163 242H165V241H163ZM163 242L162 241L160 242V240L158 242V240H157V243L155 242L156 244L153 245L150 250H148L149 251V252H147L148 255H147V253L144 254V255H147V257H146L147 260L145 261V258H143L144 260L143 259H140V260L138 259L137 260V263L138 264H161V262L163 260H165L166 262H167L168 259L170 260V258H169V255L170 254L168 253L169 250H168V248H164L162 246V243ZM128 243H129V245H128ZM259 245H261L260 242H259ZM164 246H165V243H164ZM115 247H116V249L118 251H115L116 250ZM117 247L118 248L120 247V248L118 249ZM100 251L105 252V253L104 254L102 253V255H101V252ZM71 254H73V256H71ZM69 256H71V257L68 258ZM124 262H122V263L124 264Z\"/></svg>",
    "mask_w": 264,
    "mask_h": 264
},
{
    "label": "crops",
    "instance_id": "obj_3",
    "mask_svg": "<svg viewBox=\"0 0 264 264\" xmlns=\"http://www.w3.org/2000/svg\"><path fill=\"white\" fill-rule=\"evenodd\" d=\"M169 261H170V260H167V262H166L165 260H163V261L161 262V264H169ZM125 262H128V260L126 259ZM124 264H126V263H124ZM127 264H128V263H127Z\"/></svg>",
    "mask_w": 264,
    "mask_h": 264
}]
</instances>
